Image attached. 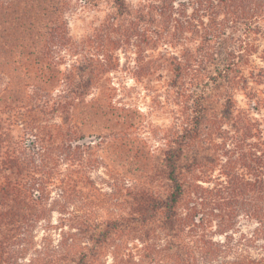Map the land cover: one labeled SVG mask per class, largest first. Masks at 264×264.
Returning <instances> with one entry per match:
<instances>
[{"label":"rangeland","instance_id":"1","mask_svg":"<svg viewBox=\"0 0 264 264\" xmlns=\"http://www.w3.org/2000/svg\"><path fill=\"white\" fill-rule=\"evenodd\" d=\"M15 1L0 10V19L28 15L32 25L25 26L39 43L0 48V186L5 187L0 211L16 212L6 229L27 221L30 210L41 217L19 241L15 230L3 227L6 220L0 223L5 231L0 264L75 255L93 247L92 237L109 221L139 214L150 198L165 197L170 190L165 151L192 119L197 94L208 92L209 125L216 132L243 122L247 114L264 131L263 21L235 33L227 49L199 40L197 31L202 33L211 17L196 5L201 0H124V14L116 0ZM194 6L200 7L198 14ZM172 13L184 30L175 27ZM226 64L232 66L230 81L215 90L211 78ZM89 79L91 88L73 89ZM64 96L75 99V109L61 108ZM230 96L234 116L228 121L221 112ZM68 132L77 134L71 145L63 140ZM91 137L97 140L83 143ZM33 160L40 171L31 173L37 187L27 192ZM207 167V174L221 173L219 165ZM239 222L246 231L253 227L243 217ZM124 235L132 241L131 251L142 246ZM114 244L112 238L98 247L96 264L114 263Z\"/></svg>","mask_w":264,"mask_h":264},{"label":"trees","instance_id":"2","mask_svg":"<svg viewBox=\"0 0 264 264\" xmlns=\"http://www.w3.org/2000/svg\"><path fill=\"white\" fill-rule=\"evenodd\" d=\"M14 1L0 0V10L8 9ZM16 1V5L22 3ZM186 2L180 3L185 7ZM200 3L211 13L207 28L202 33L197 31L203 46L218 42L228 49L235 40V33L245 32L253 24L264 22V0H201L196 5L201 6ZM116 4L121 14L128 11L124 0H116ZM195 7L194 12L198 14L200 7ZM176 10L172 6L171 11L176 13ZM161 13L159 15H165L166 11ZM220 17L224 18L222 22L218 20ZM171 21L175 27L182 25L181 30L185 29L173 13ZM187 23L192 27L189 20ZM25 25H32L28 15L11 20L1 18L0 48L39 43ZM227 29L233 32L227 35ZM229 53L228 57L233 55V51ZM245 56L238 54L241 60ZM176 68L177 77L181 79L183 65ZM231 68L226 64L215 71L216 75L211 78L213 89L219 90L224 80L230 81L227 70ZM93 85V80L89 79L74 83L73 89H89ZM208 99L206 91L196 95L192 119L165 151L164 167L170 185L165 197L150 198L139 214L109 221L97 237H92L94 246L91 248H81L75 255L34 258L29 264H67L66 261L96 264L98 247L112 238H115L113 264H264V131L247 114L243 122L233 123L229 130L216 132L209 125L212 122ZM61 101H65V107L59 104L63 109L68 106L76 108L74 98L64 96ZM221 114L223 119L232 120L234 100L231 96ZM76 135L68 132L63 140L71 145ZM208 150L212 153H206ZM28 164L30 174L27 175L30 177L27 178L31 183L25 186V190L34 192L37 184L34 185L36 179L31 173L38 174L40 166L36 160ZM217 165L222 168L218 177L207 174L211 170L207 166ZM0 187L1 193L5 187ZM30 212L34 213L29 214L27 227V221L21 219L16 226L11 223L6 229L8 220L16 215L11 210L0 211V223L4 224L6 220L3 227L8 232L15 230L18 239L15 235L12 238L19 241L24 230L41 217L40 211ZM242 217L253 225L248 231L239 222ZM125 233L131 234L132 239L142 246L131 251L132 241L125 238ZM0 235H5L3 229H0ZM12 238L6 237L7 242ZM3 245L4 242L0 241V246Z\"/></svg>","mask_w":264,"mask_h":264},{"label":"water","instance_id":"3","mask_svg":"<svg viewBox=\"0 0 264 264\" xmlns=\"http://www.w3.org/2000/svg\"><path fill=\"white\" fill-rule=\"evenodd\" d=\"M97 140L96 137H91V138H88V139H84L83 140V143H93Z\"/></svg>","mask_w":264,"mask_h":264}]
</instances>
